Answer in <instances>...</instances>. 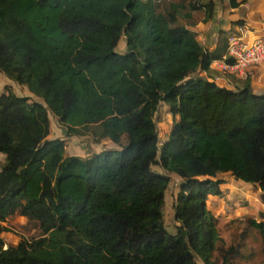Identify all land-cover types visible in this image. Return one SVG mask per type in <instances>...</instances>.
<instances>
[{
  "label": "trees",
  "instance_id": "16d2710c",
  "mask_svg": "<svg viewBox=\"0 0 264 264\" xmlns=\"http://www.w3.org/2000/svg\"><path fill=\"white\" fill-rule=\"evenodd\" d=\"M159 1L0 0V73L41 99L0 92V233L15 213L39 228L15 245L0 235V264H231L247 255L240 235L219 262L210 257L220 238L205 199L221 193L219 172L264 186V92L247 77L230 89L191 75L221 56L230 32L204 51L176 5ZM161 101L172 123L158 145ZM48 110L66 134L119 147L64 154L62 139L46 137ZM168 172L181 178L173 232L162 219ZM248 222L264 254V220Z\"/></svg>",
  "mask_w": 264,
  "mask_h": 264
},
{
  "label": "crops",
  "instance_id": "0c3cea01",
  "mask_svg": "<svg viewBox=\"0 0 264 264\" xmlns=\"http://www.w3.org/2000/svg\"><path fill=\"white\" fill-rule=\"evenodd\" d=\"M237 1L236 6H230L227 0H160L159 2L161 5L175 4L177 22L195 33L204 51H211L221 46L222 36L236 31L238 26L247 28L249 37H264V0ZM209 2L211 3L207 7L206 4ZM221 56L211 59L206 70L198 67L191 75L203 76L230 89L241 86L243 78L247 77L252 92L258 94L264 92V65L249 66L246 75L241 77L221 67ZM101 140L103 141V138ZM106 140L111 142L109 139ZM216 176L220 179L218 186L221 193L208 194L205 207L216 218V228L220 238L218 240L223 238L221 236L223 225L229 223L231 218L264 220V203L261 200L264 186L260 188L258 185L236 179L229 172H219ZM255 198L259 199L257 204L254 202ZM241 235L245 241L244 235ZM244 243L246 249V241ZM247 256L248 253L244 257Z\"/></svg>",
  "mask_w": 264,
  "mask_h": 264
},
{
  "label": "rangeland",
  "instance_id": "374dc122",
  "mask_svg": "<svg viewBox=\"0 0 264 264\" xmlns=\"http://www.w3.org/2000/svg\"><path fill=\"white\" fill-rule=\"evenodd\" d=\"M232 32V31H231ZM230 32V33H231ZM235 32V31H233ZM124 47L123 36H120L115 44V50L121 52ZM7 85L14 93L18 95H26L29 100L41 101V99L33 95L25 85L18 84L17 82L8 79L2 73H0V92L3 87ZM49 130L46 135L47 138L62 139L64 142V154H76L80 156H86L92 152L98 151L102 148L112 147L118 148L120 144L109 142L106 138L94 140L93 136L89 132L84 134H66L65 127L62 125L58 118L50 111H47ZM154 121L156 124L158 145L163 141L172 123V116L168 112L167 105L164 102H159L156 111L154 113ZM102 141V142H101ZM124 139H121V144ZM0 164L4 162L3 153L0 152ZM153 170H161L157 164H152ZM168 183L164 190L163 204H162V219L164 226L169 232H173L174 217H173V203L175 200V193L178 189L180 177L174 173L168 172ZM259 199L255 198L254 202L257 204ZM255 209V208H254ZM215 218V217H214ZM216 219V218H215ZM5 229L1 231L0 235L4 241L3 246L15 245L20 239H32L39 235V228L34 220L28 219L23 215L12 214L6 216L1 222ZM223 232H221V240H217L214 243V247L210 253V257L216 262L220 261L221 248L234 244L241 234L244 235L247 248L244 252H247L249 256L234 258L231 264H264V254L261 251V242L257 229L249 224L248 219L235 220L231 218L229 223L223 225ZM198 264H202L198 260Z\"/></svg>",
  "mask_w": 264,
  "mask_h": 264
},
{
  "label": "built area",
  "instance_id": "2783aa9c",
  "mask_svg": "<svg viewBox=\"0 0 264 264\" xmlns=\"http://www.w3.org/2000/svg\"><path fill=\"white\" fill-rule=\"evenodd\" d=\"M251 65H264V37H249L247 28L238 26L226 37L221 67L244 77Z\"/></svg>",
  "mask_w": 264,
  "mask_h": 264
}]
</instances>
